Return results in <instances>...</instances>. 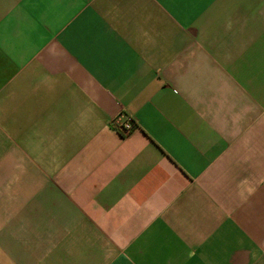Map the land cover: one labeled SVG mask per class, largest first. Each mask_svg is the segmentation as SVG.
Wrapping results in <instances>:
<instances>
[{
	"label": "crops",
	"instance_id": "crops-1",
	"mask_svg": "<svg viewBox=\"0 0 264 264\" xmlns=\"http://www.w3.org/2000/svg\"><path fill=\"white\" fill-rule=\"evenodd\" d=\"M0 264H264V0H0Z\"/></svg>",
	"mask_w": 264,
	"mask_h": 264
},
{
	"label": "built area",
	"instance_id": "built-area-1",
	"mask_svg": "<svg viewBox=\"0 0 264 264\" xmlns=\"http://www.w3.org/2000/svg\"><path fill=\"white\" fill-rule=\"evenodd\" d=\"M113 124L116 129L121 132L124 136L131 135L136 129V123L130 118L123 119L118 116L114 118Z\"/></svg>",
	"mask_w": 264,
	"mask_h": 264
}]
</instances>
